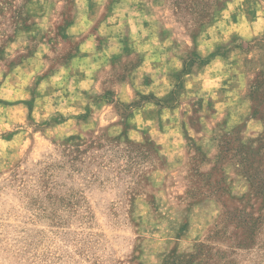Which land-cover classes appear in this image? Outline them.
<instances>
[{
  "label": "rangeland",
  "instance_id": "374dc122",
  "mask_svg": "<svg viewBox=\"0 0 264 264\" xmlns=\"http://www.w3.org/2000/svg\"><path fill=\"white\" fill-rule=\"evenodd\" d=\"M263 139L264 0H0V264H264Z\"/></svg>",
  "mask_w": 264,
  "mask_h": 264
},
{
  "label": "trees",
  "instance_id": "16d2710c",
  "mask_svg": "<svg viewBox=\"0 0 264 264\" xmlns=\"http://www.w3.org/2000/svg\"><path fill=\"white\" fill-rule=\"evenodd\" d=\"M264 142V139L263 141ZM244 163V159L241 162L240 165H243V167L246 166L243 164ZM248 168V167H247ZM258 167H256L254 171V178L257 179V184L260 182V176H259V172L257 170ZM252 171V170H251ZM262 188H257V190H255V194L258 195L259 197H261L263 194L261 192ZM262 198V197H261ZM241 212H239L238 214H240ZM228 219V215L226 217ZM247 219H249V217H246ZM244 216L241 215V217H237L238 220H240L242 222V224H247V219ZM204 246L203 245H199V247L196 249V251L192 254L189 255H185V256H173V258H171L167 264H208L210 258L208 257V254L206 252H202Z\"/></svg>",
  "mask_w": 264,
  "mask_h": 264
}]
</instances>
